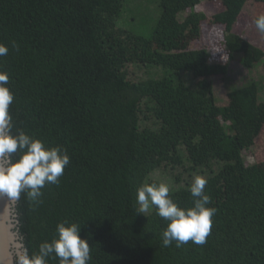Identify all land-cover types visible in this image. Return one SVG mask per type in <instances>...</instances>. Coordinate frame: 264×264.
I'll list each match as a JSON object with an SVG mask.
<instances>
[{"label": "trees", "instance_id": "obj_1", "mask_svg": "<svg viewBox=\"0 0 264 264\" xmlns=\"http://www.w3.org/2000/svg\"><path fill=\"white\" fill-rule=\"evenodd\" d=\"M129 1L0 0L11 133L70 157L57 184L36 201L25 193L16 201L25 256L68 222L81 225L88 264H264V160L255 155L264 151V77L229 87L219 107L213 86L226 80L228 63L191 48L210 25L222 32L228 62L264 70V53L233 32L249 0H225L211 19L195 10L201 0H146L140 6L157 15L124 28ZM253 1L264 14V0ZM195 176L207 179L216 209L210 234L203 245L165 247L168 221L155 208L139 214L137 190L166 183L173 201L191 208Z\"/></svg>", "mask_w": 264, "mask_h": 264}, {"label": "clouds", "instance_id": "obj_2", "mask_svg": "<svg viewBox=\"0 0 264 264\" xmlns=\"http://www.w3.org/2000/svg\"><path fill=\"white\" fill-rule=\"evenodd\" d=\"M257 30L264 34V14L255 20ZM9 48L0 43V57L7 56ZM9 75L0 71V194L18 199L25 193L36 201L41 189L47 184H57L64 174L70 157L61 147H45L43 141L18 130L12 135V116L9 107L14 94L10 91ZM14 154L18 158L13 161ZM208 181L203 176H195L190 186L193 207L181 208L170 197V188L166 183H146L137 190L136 202L139 214L148 213L155 208L156 214L168 221L163 231V245L181 247L191 241L203 245L210 234L214 207H208L211 197L205 193ZM81 225L63 222L57 225L58 238L51 243L39 246L38 254L22 261V264H47V258L55 254L59 264H88L91 260L90 246L80 236Z\"/></svg>", "mask_w": 264, "mask_h": 264}, {"label": "rangeland", "instance_id": "obj_3", "mask_svg": "<svg viewBox=\"0 0 264 264\" xmlns=\"http://www.w3.org/2000/svg\"><path fill=\"white\" fill-rule=\"evenodd\" d=\"M145 1L146 0H130L126 6L127 10L124 12L123 20L120 19L118 22L119 26H121L122 23L123 27L126 28L123 21L131 22V20L135 18V23H137L143 19L146 14H155L156 16L158 13L156 6H152V4L147 6V11L143 10L145 6H140ZM224 2L225 0H201L195 10L203 13L207 19H211L215 14L224 11ZM262 12L263 9H261L260 6L256 5L253 0H249L233 27V32L264 53V34L260 33L255 26V18L258 14H263ZM148 29L149 25L145 23V25H143V30L147 31ZM191 48H205L209 54V61L213 64L228 63L229 71L226 80L215 81L213 86L215 102L219 107L226 106L229 87H241L250 79L259 81L264 77V70L261 68V65L256 66L253 71L249 72L240 64L237 58L228 62V55L223 44L222 32L220 33L219 29H215L210 25L205 24L202 26L201 39L193 43ZM262 100H264V90L259 94V101ZM244 155L248 163L253 162L254 157L252 159V151ZM255 155L256 158L264 160V151H255Z\"/></svg>", "mask_w": 264, "mask_h": 264}, {"label": "water", "instance_id": "obj_4", "mask_svg": "<svg viewBox=\"0 0 264 264\" xmlns=\"http://www.w3.org/2000/svg\"><path fill=\"white\" fill-rule=\"evenodd\" d=\"M17 199L0 194V264H22L24 245L17 229Z\"/></svg>", "mask_w": 264, "mask_h": 264}]
</instances>
